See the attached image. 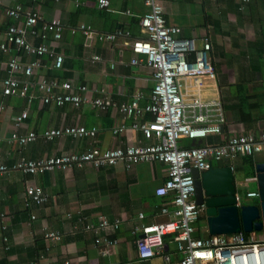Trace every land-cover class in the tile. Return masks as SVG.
<instances>
[{
  "label": "crops",
  "instance_id": "crops-1",
  "mask_svg": "<svg viewBox=\"0 0 264 264\" xmlns=\"http://www.w3.org/2000/svg\"><path fill=\"white\" fill-rule=\"evenodd\" d=\"M97 2L0 0V30L13 23L5 11L15 5L20 6L22 12L32 10L44 20H59L63 24L61 39L54 43L64 55L62 67L52 68V60L43 57L44 66L34 70L31 77L34 84L40 76L84 84L95 90L94 96L111 104L105 110L88 105L79 108L45 105L36 87L29 91L33 97L29 103L20 97H4L1 78L7 75L8 60L16 56L27 64L35 58L15 46L9 47L6 52H0L2 163L12 165L19 156L40 159L81 153L91 146L101 150L124 148L141 141L140 132L131 128L133 119L124 116L118 108L136 99L140 106L150 102L154 86L151 70L144 61L139 65L130 63L134 58L130 44L132 38L142 36L139 18L147 9L143 0H109L106 9H100ZM161 3L167 24L181 29L180 39L192 41L197 49L202 47L205 37L209 39V58L221 95V111L213 115L215 119L222 118L220 133L203 140L183 139L180 145L221 143L231 135L264 132V1H252L242 10L234 0H161ZM82 25L95 32L93 39H85L78 30L71 32ZM117 31L128 33V37L118 36L115 41L100 38ZM33 43L39 40L34 39ZM93 56H98L99 60L92 61ZM182 92L190 99L194 93L191 81H182ZM24 111L28 115L19 133L80 125L94 128L95 137L73 139L65 136L51 142L37 139L25 147H18L6 140L13 131L15 116ZM144 118L150 120L151 115ZM121 127H124L122 132L114 133ZM257 163H264V150L213 164L231 166L235 189L242 190L243 178L255 177ZM165 176V166L160 163H141L128 170L122 164L110 168L85 165L37 175H23L12 170L0 177V213L6 216V230L0 229V264H61L64 261L70 264H163L160 258L139 260L135 240L140 233L133 232L140 222L151 224L164 220L159 215L164 199L157 197L154 191L164 182ZM27 186L40 187L48 197L47 202L26 207ZM255 190L257 187L249 191ZM140 213L144 216L142 219H139ZM101 218L119 221L117 230L99 233L118 240L107 253L101 252L100 246L95 247L96 235L85 228ZM203 222L206 224L205 221L197 224L199 230ZM47 232H58L60 238L46 239ZM4 237L8 238V246L3 242ZM165 243L172 261L176 262L179 256L174 243L169 240Z\"/></svg>",
  "mask_w": 264,
  "mask_h": 264
},
{
  "label": "built area",
  "instance_id": "built-area-1",
  "mask_svg": "<svg viewBox=\"0 0 264 264\" xmlns=\"http://www.w3.org/2000/svg\"><path fill=\"white\" fill-rule=\"evenodd\" d=\"M38 0H30L36 2ZM239 10L252 1L234 0ZM98 7L106 9L109 0H98ZM147 11L140 16L139 26L142 36L132 38L130 47L134 55L131 65L144 61L151 70L154 86L150 102L140 106L138 100L121 105L118 109L126 117L132 118L131 128L140 132L141 141L124 148L116 147L101 150L91 146L81 153H66L40 159H27L19 156L12 165L0 161V177L12 170L23 175H37L55 170L67 171L90 165L95 168H110L122 164L126 170L141 163H160L165 166V180L154 193L163 198L159 215L164 220L156 223H139L133 232L140 233L135 240L137 257L141 261L160 258L163 264H264V238L254 241L256 232L246 237L243 231L227 235H209L207 228L199 230L197 224L206 220L203 205H197L194 199V179L191 170L200 172L209 169L210 163H220L224 159L234 160L237 156H252L264 150V132L231 135L221 143H205L199 146L185 147L179 144L183 139L203 140L210 135L220 133L222 118L213 115L221 111V95L216 85L215 70L209 58L211 44L207 37L202 47L197 49L189 40L180 39L181 29L167 24L161 0H143ZM13 23L0 30V52L9 47L34 56L30 63H22L16 56L7 62V75L1 78V92L4 97H20L29 103L33 97L29 91L36 87L39 99L45 105L63 107L70 105L79 108L88 105L94 109L105 110L110 102L94 96L95 90L86 85H76L69 81L40 76L35 84L31 81L34 70L42 68V58L52 60V68L60 69L64 55L56 49L55 42L61 39L63 24L59 20H44L37 12L21 11L15 5L5 11ZM80 31L85 39H93L95 32L86 26H77L72 33ZM118 36L128 33L117 31L106 33L101 39L115 41ZM38 39L39 43H33ZM53 41V42H52ZM142 56L143 59H140ZM99 60L93 56L92 61ZM191 81L194 93L190 99L182 92V81ZM3 106L0 104V111ZM151 115V119L144 117ZM27 112H21L14 118L13 131L6 142L25 147L37 139L51 142L57 138L81 137L94 138L96 130L80 125L64 128H45L41 132L19 133ZM221 116V114H219ZM124 127L114 133L122 132ZM2 139L0 138V142ZM255 177H244V184L255 182ZM248 198H258L257 190L246 193ZM48 200L45 192L37 186L25 189V206L42 205ZM144 216L139 214V219ZM32 218H34L32 216ZM6 216L0 213V229L5 231ZM119 221L105 218L96 224L89 223L86 230L93 232L95 247L108 252L118 242L116 238L102 231L117 230ZM204 234V235H203ZM46 239L58 240V232H47ZM165 240L174 243L178 260L172 261L171 254L165 248ZM8 246V238H3ZM61 264H70L64 261Z\"/></svg>",
  "mask_w": 264,
  "mask_h": 264
},
{
  "label": "water",
  "instance_id": "water-1",
  "mask_svg": "<svg viewBox=\"0 0 264 264\" xmlns=\"http://www.w3.org/2000/svg\"><path fill=\"white\" fill-rule=\"evenodd\" d=\"M222 130L223 126H219ZM258 203H239L235 193V180L231 166H215L209 169L191 170L194 179V199L205 207L206 226L209 235H227L243 231L258 232L264 229V163L255 164Z\"/></svg>",
  "mask_w": 264,
  "mask_h": 264
},
{
  "label": "rangeland",
  "instance_id": "rangeland-1",
  "mask_svg": "<svg viewBox=\"0 0 264 264\" xmlns=\"http://www.w3.org/2000/svg\"><path fill=\"white\" fill-rule=\"evenodd\" d=\"M179 144H180V142H179ZM254 183L255 182H253L252 184H248V185L245 184V186L242 188V190L239 187L236 188L235 193H236V197H237L239 203L244 204V205H250V203L252 205H254V204L258 203V198L249 199L246 196V192H248L251 189L256 188V183L255 184ZM199 227H200V229H204V228H206V224L203 222L199 225ZM260 238H264V229L255 233L254 241H259Z\"/></svg>",
  "mask_w": 264,
  "mask_h": 264
},
{
  "label": "trees",
  "instance_id": "trees-1",
  "mask_svg": "<svg viewBox=\"0 0 264 264\" xmlns=\"http://www.w3.org/2000/svg\"><path fill=\"white\" fill-rule=\"evenodd\" d=\"M244 98H242L241 100H243ZM245 115V114H244ZM191 147H193V146H191ZM214 165V164H213ZM246 237H248L249 236V233H245L244 234Z\"/></svg>",
  "mask_w": 264,
  "mask_h": 264
},
{
  "label": "flooded vegetation",
  "instance_id": "flooded-vegetation-1",
  "mask_svg": "<svg viewBox=\"0 0 264 264\" xmlns=\"http://www.w3.org/2000/svg\"><path fill=\"white\" fill-rule=\"evenodd\" d=\"M203 211H204V212L206 211V210H205V207H204Z\"/></svg>",
  "mask_w": 264,
  "mask_h": 264
},
{
  "label": "clouds",
  "instance_id": "clouds-1",
  "mask_svg": "<svg viewBox=\"0 0 264 264\" xmlns=\"http://www.w3.org/2000/svg\"><path fill=\"white\" fill-rule=\"evenodd\" d=\"M247 193V192H246ZM255 205V204H254ZM252 233V232H251ZM249 235H250V233H249Z\"/></svg>",
  "mask_w": 264,
  "mask_h": 264
}]
</instances>
